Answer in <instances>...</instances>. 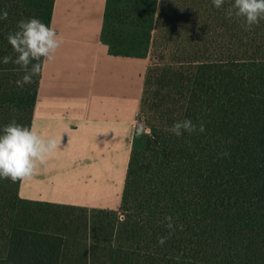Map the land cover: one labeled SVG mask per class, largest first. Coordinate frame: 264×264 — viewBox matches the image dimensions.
<instances>
[{
  "label": "trees",
  "instance_id": "trees-1",
  "mask_svg": "<svg viewBox=\"0 0 264 264\" xmlns=\"http://www.w3.org/2000/svg\"><path fill=\"white\" fill-rule=\"evenodd\" d=\"M119 1L128 18L154 17L148 42L155 64L141 101L152 132L132 151L124 217L108 236L113 264H264V20L245 30L241 18L226 17L231 0L221 9L212 0ZM54 4L0 0V15L8 12L0 20V130L14 119L31 127L42 78L17 87L24 72L2 63L17 55L7 36L22 19L51 27ZM184 119L203 123L205 132L165 131ZM20 186L0 179V264H63L64 235L19 221L31 203L20 198ZM167 215L184 230L160 246Z\"/></svg>",
  "mask_w": 264,
  "mask_h": 264
},
{
  "label": "crops",
  "instance_id": "crops-1",
  "mask_svg": "<svg viewBox=\"0 0 264 264\" xmlns=\"http://www.w3.org/2000/svg\"><path fill=\"white\" fill-rule=\"evenodd\" d=\"M106 8L107 0H55L51 27L64 42L43 67L33 123L60 146L21 182L24 201L121 207L148 62L110 50Z\"/></svg>",
  "mask_w": 264,
  "mask_h": 264
},
{
  "label": "clouds",
  "instance_id": "clouds-1",
  "mask_svg": "<svg viewBox=\"0 0 264 264\" xmlns=\"http://www.w3.org/2000/svg\"><path fill=\"white\" fill-rule=\"evenodd\" d=\"M212 3L217 9H221L226 0H212ZM233 15L242 19L245 30H250L264 20V0H231L226 17L231 19ZM7 18L8 12L3 11L0 20ZM17 27L18 31L9 33L7 36L9 44L17 55L15 59L11 56L3 57L2 63L11 62L20 66L24 75L16 81V85L23 89L25 85L33 83L34 77L42 74L45 64L55 60L57 50L61 48L64 40L53 27L35 17L18 21ZM15 111L13 109V112ZM165 131L182 137L185 132L189 135L203 133L205 126L203 123L197 126L191 119H184L174 122L170 128H165ZM0 132H2L0 134V179L10 180L12 183L23 182L35 176L40 166L46 165L48 158L60 146L58 138L41 136L35 123L29 127L17 123L14 119ZM135 135L137 137L151 136V130L138 122ZM229 155L228 152H223L220 157ZM164 219L167 222L168 232L167 235L158 237L160 246L175 235L177 230H184V225L176 222L178 217L167 215Z\"/></svg>",
  "mask_w": 264,
  "mask_h": 264
},
{
  "label": "rangeland",
  "instance_id": "rangeland-1",
  "mask_svg": "<svg viewBox=\"0 0 264 264\" xmlns=\"http://www.w3.org/2000/svg\"><path fill=\"white\" fill-rule=\"evenodd\" d=\"M124 5L119 0L110 1L103 39L114 52L141 55L147 59V66L150 67L155 64L152 46L148 42L154 17L147 13L141 18H128L122 9ZM138 122L151 130V121L142 113L141 103ZM148 136H136L133 149L144 148ZM123 217L121 207L108 212L36 202L24 204L18 215L23 225L65 236L67 247L63 264H113V255L110 256V250L107 251L110 249L108 236L113 240L111 228Z\"/></svg>",
  "mask_w": 264,
  "mask_h": 264
}]
</instances>
